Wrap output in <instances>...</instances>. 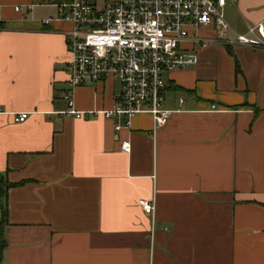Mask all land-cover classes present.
I'll return each mask as SVG.
<instances>
[{
	"label": "crops",
	"instance_id": "crops-1",
	"mask_svg": "<svg viewBox=\"0 0 264 264\" xmlns=\"http://www.w3.org/2000/svg\"><path fill=\"white\" fill-rule=\"evenodd\" d=\"M57 1L0 0V264H264V47L185 42L197 61L165 74L166 124L116 131L90 113L115 105L113 79L62 114L71 25L42 23ZM224 12L244 33L264 0Z\"/></svg>",
	"mask_w": 264,
	"mask_h": 264
},
{
	"label": "built area",
	"instance_id": "built-area-1",
	"mask_svg": "<svg viewBox=\"0 0 264 264\" xmlns=\"http://www.w3.org/2000/svg\"><path fill=\"white\" fill-rule=\"evenodd\" d=\"M235 0H58L56 16L42 20L70 23L66 33L68 75L62 99L67 109L62 114L78 118L84 112L74 105V89L86 83L113 79L120 85L111 109L91 111L106 119H120L116 131L129 127L137 114L151 116L153 127L166 124L171 111L161 103L166 89L165 74L184 69L197 61V55L184 45L199 47L220 44L233 47H264V21L248 25L244 33L235 31L224 9ZM211 30V35L198 32ZM182 102V100H180ZM214 108V106H212ZM27 112L14 120L22 122ZM120 150L129 152L128 140ZM147 215H154V202L141 199Z\"/></svg>",
	"mask_w": 264,
	"mask_h": 264
},
{
	"label": "trees",
	"instance_id": "trees-1",
	"mask_svg": "<svg viewBox=\"0 0 264 264\" xmlns=\"http://www.w3.org/2000/svg\"><path fill=\"white\" fill-rule=\"evenodd\" d=\"M1 190H0V192H2ZM4 225H5V217H3L1 222H0V258H1L2 250H3V248L6 245L5 244L4 233H3Z\"/></svg>",
	"mask_w": 264,
	"mask_h": 264
},
{
	"label": "rangeland",
	"instance_id": "rangeland-1",
	"mask_svg": "<svg viewBox=\"0 0 264 264\" xmlns=\"http://www.w3.org/2000/svg\"><path fill=\"white\" fill-rule=\"evenodd\" d=\"M198 34H203V31H202V30H200V31L198 32Z\"/></svg>",
	"mask_w": 264,
	"mask_h": 264
}]
</instances>
